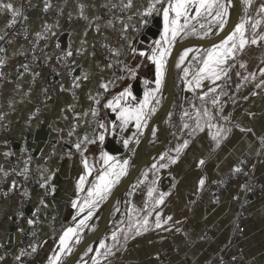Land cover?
<instances>
[{"label": "crops", "instance_id": "0c3cea01", "mask_svg": "<svg viewBox=\"0 0 264 264\" xmlns=\"http://www.w3.org/2000/svg\"><path fill=\"white\" fill-rule=\"evenodd\" d=\"M4 2L23 7L27 19H19V27L26 31L28 39L36 40L35 33L42 32L45 24L54 26V35L38 42L37 55L29 65L31 71L20 75L23 73L20 61L27 52V43L10 35L12 27L8 28L6 25L11 14L7 11L0 12V36L5 37L0 40V47L5 49L4 53H0V56L5 57V64L0 67V114L3 115V119H0V168L9 173L5 177L0 172V256L4 257L0 264H48V258L59 251V237L63 231L68 227L76 228L89 211L87 207L83 212H80L79 207L73 208L72 201L76 200L78 205L83 204L88 198L87 189L97 182L96 178L102 171L107 170L101 159L102 153L113 158L109 165L128 160L127 173L131 168L132 158L138 147L135 141H140L143 135L137 131L134 121L122 128L121 122L116 119V112L105 108L104 104L128 88L132 96L122 100L121 106L134 107L144 99L146 91L155 88V64L139 53L150 55L156 47V41L161 39V34L149 45L140 42L138 38L142 33L136 34L130 30L125 32L123 28L128 23L120 16L117 8L105 6L109 0H50L52 7L48 12L43 11L45 0ZM167 2L168 0H164V4ZM111 3L117 4L120 0H111ZM149 3L150 0H133L134 7L126 10V13L131 16L133 28L144 17L148 18L147 26L154 18H159L162 33L164 4H156L151 14L143 15L149 8ZM261 3L264 0H253V5L246 14L242 0L237 24L246 19L247 15L257 18L256 9ZM80 4L85 5L87 20L80 16ZM188 16H195L194 9L190 8ZM96 17L100 19L97 20ZM170 18H174V13H170ZM110 20L112 26H108L107 22ZM214 20L216 18L202 11L200 16L187 21L184 33L199 29V25H203L201 29H206L207 24ZM180 23H184L183 17L180 18ZM97 24L100 25L99 32L95 30ZM261 29H264V23ZM246 30L251 37L252 29L246 26ZM82 40L86 41L84 45L81 44ZM213 47L190 58L185 66L190 70L187 77H184L182 70L175 77L176 102L174 111L171 108L165 124L167 141L163 152L139 174L123 196L118 215L96 247L99 249L103 241L111 247V254L105 255L108 248L100 249L99 253L95 249L84 264H94L93 257L96 258V264H211L212 256L216 258V263L264 264V199L246 194L241 189L243 181L236 179L226 184L212 204L206 205L205 202L206 187L236 166L251 165L255 179L264 183V88L257 89L255 81L243 85L239 90L236 88L237 83H242V76L264 66V43L246 47L237 61L227 62L226 67L234 63L236 66L230 67L228 76L216 82L226 95H221L218 88L215 93L209 92L201 100L200 96L214 85L204 80L202 86L196 88L194 84H186V81H192L193 73ZM102 48L106 52H102ZM133 48L136 49L135 53ZM71 49L76 52L80 50L76 59L73 57L74 52L72 57L64 56ZM112 51L120 54L114 56ZM177 58L179 59V55ZM65 60L70 63L66 65ZM241 61L247 64V69L238 67ZM109 64L112 67H108ZM124 68L130 71H122ZM237 72L241 76L238 77ZM33 73L38 75L34 77ZM84 73L88 74L89 79L82 80L80 88H74V77ZM259 78L257 74V80ZM52 79L57 81L56 85H52ZM109 81L115 83H109L108 91L105 92L99 85ZM145 81L148 83L145 84ZM47 86L50 97L37 113L36 101L42 88ZM253 92L256 95H252ZM97 93L101 94L99 105L89 99V96L96 97ZM158 95L159 92L155 99ZM215 97H219L220 107L212 104ZM69 106L72 110H69ZM152 106L156 111L159 108L155 103ZM92 108L97 109L96 117L91 115ZM205 108L214 117L212 123L231 129L219 147H216L209 135L215 129L207 127L204 123L206 118H201L203 130L192 133L197 110L203 113ZM185 112L189 115L185 116ZM180 116L190 119L188 129L180 124ZM224 116L228 117L227 121L222 119ZM101 121L105 124L104 129L97 126ZM73 129V135L69 136L68 132ZM157 132L156 128V134ZM99 134L104 135L103 141L96 139ZM85 135L96 142L82 145L86 149L82 156L73 145ZM41 137H47L44 145L39 143L35 150H30L29 156L17 158L18 153L26 151L28 142L35 145L34 140ZM125 139L129 140L128 148L124 147ZM186 139L189 141L188 147L180 152L175 164L167 158L160 160L165 154L176 156V147ZM107 140L111 142L109 147L106 145ZM155 146L153 138L148 143L146 153ZM5 153L15 155L13 165L9 163L12 154L5 156ZM85 158L91 169L90 174L84 167ZM201 159L205 161L202 166L199 165ZM160 163H166L168 167L152 168L153 164ZM25 167L29 169L27 179L16 174ZM42 174L52 176L46 188L40 187L43 182ZM81 175L86 176V179L78 193L76 185ZM125 176L120 178L119 183ZM166 177L171 183L166 190L169 195L165 197L164 204L156 207L154 197L152 203L147 204L148 189L154 187L157 192L158 185ZM201 177L206 181L203 188L198 184ZM13 181L16 182L15 188L12 187ZM25 189L27 196L22 195ZM41 199L47 207L40 204ZM22 201L25 203L23 215L18 216ZM105 201L106 199L100 201L92 209L93 215L87 220L86 227L78 229L77 234L68 241L72 252L78 245L77 237L80 242L86 236L87 229ZM33 212H37L35 217ZM156 212L160 213L162 221L169 216L172 220L157 229ZM145 216L148 218L147 231L143 230ZM29 219H35L39 225L35 230L33 225L27 223ZM137 227L140 228V234L136 232ZM176 228L180 231H175ZM30 232H33L34 237L29 239V246H36L37 251L29 255L27 262L22 263L15 257L23 250L21 236ZM114 232L117 234L118 244L112 239ZM125 233L127 240L124 238ZM69 256L61 253L60 264Z\"/></svg>", "mask_w": 264, "mask_h": 264}, {"label": "snow or ice", "instance_id": "6c2138e0", "mask_svg": "<svg viewBox=\"0 0 264 264\" xmlns=\"http://www.w3.org/2000/svg\"><path fill=\"white\" fill-rule=\"evenodd\" d=\"M233 3V0H168L166 4H164V0H150L149 3V8L145 10L143 15H149L151 14V10L155 7L156 4H164V7L162 8L163 12V19H164V30L161 33V39L156 41V47L152 49V53L150 55H146L144 52H140L139 55L141 56H146V58L150 61H152L155 64V88L154 89H149L148 91L145 92L144 94V99L139 102L138 105L134 107H129V106H121V101L126 100L127 97L132 96L131 91L128 88H125L122 92L118 93L115 97L112 99L108 100L105 104L104 107L107 109H111L113 112H116V119L121 122V127L123 128L126 126L130 121H134L135 127L137 131L143 135V129L145 127H148V120L150 117L156 112V108L153 105L159 104V100L155 99L156 94L159 92L161 84L163 82L164 78V68L166 64V56L170 52V45L172 42L176 39V37L180 36L181 33L185 32V29L187 28V21L189 19H195L196 16H200L203 12H207L208 15L213 16V18H219V26L223 27L224 20L223 17L227 15V7ZM244 6H245V12L246 14L248 13V9L252 7L253 5V0H243ZM106 7L111 8H116L119 7L121 11H126L128 9H131L134 7L133 0H120V4H112L111 0H109V3L105 5ZM52 7L50 0H45L44 2V7L43 11L48 12L49 9ZM190 8L194 9L195 11V16L189 17L188 12ZM80 9V16L81 18L87 20L88 17L84 14V9L85 5L80 4L79 5ZM7 11L8 13L11 14V19L9 20L8 24L6 25L8 28L13 27L17 20L23 18L27 19V17L24 15L23 7H17L11 2H4V0H0V12ZM170 13H174V18H170ZM184 18V23H180V18ZM256 17L253 18L251 15H247L246 19H244L240 24L236 25L235 31L232 33V35L228 36L226 40H224L220 45L214 46L212 49L208 50L207 55L202 59L200 66L195 70L193 73V79L192 81H186V84H194L196 88H200L202 86V82L204 80H208L211 82L212 85L208 88V92H205L203 95L200 96L201 100H204L208 93H215L218 88H220V85H218L216 82L220 81L222 77H227L229 74V68L230 67H235L236 64H232L229 66L227 65V62L229 60L232 61H237L238 57L241 56L242 53H244L246 47L248 46H255L259 45L261 43H264V29H261L262 23H264V3H261L259 8L256 9ZM95 19H100L99 17H96ZM129 19H131V16H129ZM122 22V21H121ZM108 26H112V21H108ZM58 26V25H57ZM89 26H91V21L89 22ZM246 26L250 27L252 29V34L251 37L247 35V30ZM53 25H48L45 24L43 26V31L42 32H37L35 33L36 40L33 41V48L36 47L38 42L40 40H45L48 38L49 35H54L52 32ZM203 27V25H201ZM97 32L100 31V25H96ZM123 30L127 32L129 30L128 25H124ZM194 31V29H193ZM6 35V34H5ZM5 37L0 36V40H3ZM86 41L82 40L81 44L84 45ZM131 47V43L129 44ZM59 47V44L57 45ZM79 49L77 52L79 53ZM133 53L136 52V49H132ZM191 49H185L183 53L179 55V59L176 62V67L181 68V65L185 63L186 58L189 55V52H191ZM5 49L3 47H0V53H4ZM23 55L24 53H20ZM120 53L118 51H112V55L118 56ZM64 56L66 57H72L73 52L72 51H67L64 53ZM63 57H61L62 59ZM35 59V57H34ZM264 63V61H262ZM5 64V57L0 56V67H2ZM23 68V73H20V75H23L24 73H28L31 71L29 64L25 63L20 66ZM108 67H112L111 64L108 65ZM238 67L240 69H247V64L244 62H239ZM129 69H122V71H125ZM184 77H187L189 75V68L184 67L182 69ZM257 74L259 75V80H257ZM2 75V74H0ZM38 73H33V76H37ZM133 75H135L133 73ZM236 75L239 77L241 76V73L237 72ZM121 79L123 77H120ZM88 74L84 73L83 75H78L75 76L73 79V87L74 88H80L81 87V81H86L88 80ZM183 79V77H182ZM255 81V87L257 89H262L264 88V66L258 67L256 72H249L248 75L242 76V83H237L236 88L239 90L243 85H246L249 82ZM109 83H115V81H109L108 83H100L99 87L103 89L105 92L108 91ZM148 81H145V84H147ZM61 89H63V85H61ZM220 94L221 95H226L223 91L222 88H220ZM100 93H97L96 97L89 96L90 100H94V103L96 105L100 104ZM252 95H256L255 92L252 93ZM247 97H245L246 99ZM212 104L214 106L220 107L219 104V97H215L212 99ZM119 109V111H117ZM69 110H72V107L69 106ZM91 115L93 117L97 116V109L92 108L91 110ZM87 115V113H85ZM185 116L189 115L187 112L184 113ZM196 124L195 128L192 129V133H194L196 130H203V126L201 124V118H206L204 123L207 125V127L211 129H215V132L210 131L209 135L211 136L212 140L215 142L216 147H219L221 142L226 138L228 132L231 131L229 128H225L223 126H218L211 121L214 119V117L209 113L207 108L204 109L203 113H201L199 110L196 112ZM0 119H3V115L0 114ZM225 121L228 120L227 116L222 117ZM98 128L104 129L105 124L101 121L98 122L97 124ZM114 126V125H113ZM185 129L189 128V125L187 123L184 124L183 126ZM242 131H251V129H241ZM73 131H69L68 135L72 136ZM190 133V135L192 134ZM152 135H156V129H152ZM96 139L103 141L105 139L103 134L97 135ZM95 139L89 140L88 136L85 135L79 142L75 143L73 146L76 148L78 152L81 153L83 156L84 151L86 150L85 148L82 147V145H87V144H92L95 143ZM137 144L140 143L139 139L135 141ZM262 143H264V138H262ZM124 147L128 148L129 146V140L125 139L123 141ZM189 144V141L186 139L184 140L183 144L178 145L175 149L176 156H170L168 154L162 155L160 157V160L163 161L166 158L173 164L177 162V158L180 154V152L184 149L187 148ZM12 153H5V156L11 155ZM101 159L103 162V165L107 166L106 171H102L96 178L97 182L93 184L92 187L87 189L88 193V198L85 199L83 204L78 205L76 200L72 201V207L77 208L79 207L80 212H83L85 207L89 209L87 215L81 219L77 225L76 228L73 227H68L63 231V234L60 235L59 237V251L56 252L55 256H50L48 258V264H60L61 261V253H64L65 255H71L72 254V248L68 245V241L77 234L78 229L86 227V222L89 220L92 215V209L96 208L98 206V203L100 201H103L107 199L108 195L111 193L112 188L114 187L115 184L119 183L120 178L122 176L127 175V168H128V160H124L122 163L117 162L114 164L109 165V161H111L113 158L109 156L107 153H102ZM84 167L86 172L90 174L91 169L89 168V164L87 159L85 158L84 161ZM243 161H241V164ZM205 164V161L201 159L199 161V165L202 166ZM168 167V164L166 163H160L159 165L153 164L152 168L157 169V168H166ZM0 172H3V175L7 177L9 173L5 171L3 168H0ZM28 172L29 169L25 167L22 171L17 172V175L23 176L25 179L28 178ZM243 173L245 176L248 175L247 172H244L243 168L240 166H236L232 169V174L233 175H238ZM145 176L147 175L146 173L144 174ZM42 179L43 182L40 183L41 188H46L48 185V182L52 179L51 175L44 176L42 174ZM86 179V176L81 175L76 188L77 192L79 193L82 190V185L84 184ZM143 183V181H141ZM155 183V181H153ZM206 181L205 178L201 177L198 184L200 188H203L205 185ZM222 183V182H221ZM12 187H16V182H12ZM241 189L246 191V192H251L252 189L248 187L247 184L241 185ZM11 190V189H10ZM54 191V186L52 188ZM156 191L154 187H150L148 189V196L153 197V193ZM7 195V193H5ZM22 195L27 196L28 192L25 189ZM169 195L167 192H160L158 197L154 198V205L156 207L164 204L165 202V197ZM238 199V197H234ZM247 201H245L246 203ZM40 204L44 207H47L45 204L44 200H40ZM38 211V210H37ZM79 214V213H78ZM21 215H23L21 213ZM34 217L37 215V212H33L32 214ZM156 215V220H155V227L157 229H160L163 227V225H167L169 221L172 220V217L169 216L166 219H161V215L159 212L155 213ZM75 219V217H73ZM27 223L31 226L36 223L34 219H29ZM139 223V222H138ZM143 225L144 231H147V225H148V218L147 216L143 217ZM167 230V229H165ZM18 231H23V229H18ZM175 231L179 232L180 229L176 228ZM137 234H140V228L137 227L136 229ZM125 240H127L128 236L127 233L124 235ZM112 239L119 243L117 239V234L114 232L112 234ZM77 243H79V238L77 237ZM31 247V252H26L24 250H21L20 255H17L15 259L17 261H20L21 258L25 255H31L32 253H35L37 251V247L34 245H30ZM108 248V251L105 253V255L111 254V247L107 246L103 241L100 243V248L96 249V251L99 253L100 249H105ZM89 251H92L91 248L88 249ZM235 259V258H234ZM4 260L3 256H0V261ZM93 262L96 264V258L93 257Z\"/></svg>", "mask_w": 264, "mask_h": 264}, {"label": "water", "instance_id": "95a60500", "mask_svg": "<svg viewBox=\"0 0 264 264\" xmlns=\"http://www.w3.org/2000/svg\"><path fill=\"white\" fill-rule=\"evenodd\" d=\"M236 3V9L231 15L229 21L220 31L216 30L212 32L213 34L206 37H196L193 39H187L181 41L173 46L171 49L166 63L165 74L163 79V90L166 91V98L162 101L161 106L158 110L151 116L148 121V127L145 128L143 136L136 148L134 156L132 158V165L130 170L128 171L127 175L122 179V181L117 184V186L112 190L109 194L108 198L102 205L99 212L102 213V217L98 228L95 232L86 235L82 238V240L78 243L75 247L72 254L67 258V260L63 264H74L78 255L86 249L88 246H91L92 251L90 252L88 258L93 254L95 251L99 241L101 240L102 236L107 231L108 226L114 220V218L118 215V208L122 203L123 196L129 191L132 184L135 182L136 178L139 174L152 162L160 156L163 152V149L166 145L167 141V134L165 130V124L167 122L169 113L171 111L173 100H174V90H175V77L177 74L188 64L190 58L201 51H204L208 48L218 45L223 40H225L234 30L235 26L237 25L240 19V12H241V2L239 3L237 0L234 1ZM161 34V20L159 18H154L149 26H147L142 34L139 36L138 40L146 45H149L151 42L156 41ZM196 45L199 49L189 58L185 60V63L181 66V68L174 71V61L177 54L191 46ZM156 125L157 127V134L156 136H152V129ZM163 127V129H161ZM155 139L156 147L149 153L145 152L146 144ZM47 141V137H41L37 140H34L35 145L28 142L26 144L27 150L36 149V145L40 143V145H44ZM111 144L110 140H107L106 145L109 147ZM170 179L163 178V180L158 185V191L153 193V197H158L160 192H166V190L170 187ZM153 197L147 196V204H151L153 201ZM118 199L119 205L116 207L114 213H111L112 206L114 202ZM99 212L96 214L95 218L98 216ZM95 220V219H94ZM87 258V259H88ZM86 259V260H87Z\"/></svg>", "mask_w": 264, "mask_h": 264}, {"label": "built area", "instance_id": "2783aa9c", "mask_svg": "<svg viewBox=\"0 0 264 264\" xmlns=\"http://www.w3.org/2000/svg\"><path fill=\"white\" fill-rule=\"evenodd\" d=\"M126 2V0H125ZM120 3H117L116 5H119ZM117 10L119 11V14L122 18H124L126 20V22L128 23L129 26V30L133 31L136 34H140L143 32V30L147 27L148 25V18L144 17L141 19V23L136 27L133 28L129 16L127 15L126 11H121L119 7H116ZM11 19V18H10ZM10 35L16 38H19L23 41H25L27 43V52L25 53V55L21 58V65L27 63V64H31L34 60V57H36L37 55V46L36 45L35 48H33V41L35 40H30L27 37L26 31L22 28L19 27V20H17L16 24L12 27V30L10 31ZM70 51L74 52V58L76 59L78 57V53L71 49ZM102 52H106V50H104L102 48ZM65 64H69V61H64ZM69 77H71V74H69ZM52 85H56L57 81L55 80H51ZM48 86L47 87H43L41 94L38 98V100L36 101L35 104V109L36 112H40L42 110V108L44 107V104L48 101L49 99V92H48ZM185 123L189 124L190 123V119L189 118H185L180 116V124L184 125ZM52 147V146H51ZM31 154L30 150H27L24 153H18L17 154V158L18 157H23V156H29ZM11 160L9 161V163L11 165H13V161L15 159V155L12 154ZM241 167L243 168L244 172H247L248 175L245 176L243 173L238 174V175H233L232 174V170L228 171L226 174H224L219 180H216L212 183H210L206 189H205V202L206 205L212 204L213 201L215 200L216 196L218 195V193L226 186V184L230 181L239 179L243 181V184H247L248 187H250L252 189L251 192H246L244 191L246 194L254 197V198H258V199H264V183H260L259 181H257L254 177L253 174V167L251 165H247V164H243L241 165ZM222 182V183H221ZM25 203H23V201L20 203L19 205V212H18V216H21V213L24 209ZM35 220V219H34ZM35 230L39 225H37V223H35L33 225ZM33 232H30L28 235H22L21 236V243L23 246V250L26 252H29L30 246H29V239L33 238ZM29 260V255H25L21 258L20 262L25 263ZM216 260V258L214 256H212L210 258V262L211 264H223V263H216L214 262ZM210 264V263H208Z\"/></svg>", "mask_w": 264, "mask_h": 264}, {"label": "bare ground", "instance_id": "6f19581e", "mask_svg": "<svg viewBox=\"0 0 264 264\" xmlns=\"http://www.w3.org/2000/svg\"><path fill=\"white\" fill-rule=\"evenodd\" d=\"M235 0H233V3L231 4V5H229L228 7H227V9H226V11H227V15L226 16H224L223 17V20H224V24H223V27L226 25V23L229 21V19H230V17H231V15L233 14V12L235 11V9H236V3L234 2ZM239 3L240 2H242V0H237ZM223 27H219L218 28V31H220L221 29H223ZM213 33H210V34H208L207 36H210V35H212ZM189 47H192L191 48V52H189V55H188V57L187 58H189L190 56H192L198 49H199V47L198 46H196V45H191V46H189ZM188 48V47H187ZM186 49V48H185ZM184 50V49H183ZM182 51V50H181ZM180 51V52H181ZM179 52V53H180ZM178 53V54H179ZM177 54V55H178ZM186 58V59H187ZM177 60H178V58H177V56H176V58H175V61H174V71H176L177 69H179V68H177L176 67V62H177ZM182 66V65H181ZM165 98H166V91L165 90H163V101L165 100ZM157 127H156V125L154 126V129H156ZM161 129H163V127H161ZM158 131V130H157ZM149 143V142H148ZM148 143L146 144V146H145V152H146V149H147V147H148ZM157 145V144H156ZM156 147V146H155ZM154 147V148H155ZM153 148V149H154ZM152 149V150H153ZM151 150V151H152ZM150 151V152H151ZM119 205V201H118V199L114 202V204H113V206H112V209H111V213H114L115 212V210H116V207ZM112 210H114V212H112ZM102 212V211H101ZM101 212H99V214H98V216L95 218V220L91 223V225L89 226V228L87 229V231H86V235L87 234H91V233H93V232H95V230L98 228V225H99V223H100V220H101V217H102V213ZM89 248H91V246H88L86 249H84L79 255H78V257L76 258V260H75V262H74V264H84V262L86 261V259L88 258V256H89V254H90V252L91 251H89L88 249Z\"/></svg>", "mask_w": 264, "mask_h": 264}, {"label": "rangeland", "instance_id": "374dc122", "mask_svg": "<svg viewBox=\"0 0 264 264\" xmlns=\"http://www.w3.org/2000/svg\"><path fill=\"white\" fill-rule=\"evenodd\" d=\"M219 18H216V20H214L213 22H211V24H207V28L206 29H201L200 25H199V29L195 30V31H191L190 33H181L180 36L176 37L175 41L172 42V44L170 45V51L173 48V46L181 41L187 40V39H193L196 37H203L207 34H210L216 30H218L219 26ZM170 53V52H169ZM181 53H183V51H181L178 55H180ZM169 55V54H168ZM168 55L166 56V63H167V58ZM165 68H166V64H165ZM165 68H164V74H165ZM164 79V78H163ZM155 85V84H154ZM157 99L160 101L159 104H156V107H160L163 101V82L161 84L160 90H159V95L157 97ZM151 118V117H150ZM149 121V120H148Z\"/></svg>", "mask_w": 264, "mask_h": 264}, {"label": "trees", "instance_id": "16d2710c", "mask_svg": "<svg viewBox=\"0 0 264 264\" xmlns=\"http://www.w3.org/2000/svg\"><path fill=\"white\" fill-rule=\"evenodd\" d=\"M191 48H192V47H188V48H186V49H191ZM184 50H185V49H184ZM176 94H177V81L175 80L174 103H173L172 111H174V108H175Z\"/></svg>", "mask_w": 264, "mask_h": 264}]
</instances>
